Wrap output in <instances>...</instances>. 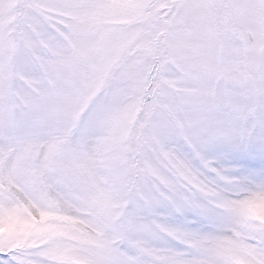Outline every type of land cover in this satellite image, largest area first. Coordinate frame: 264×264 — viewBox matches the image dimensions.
<instances>
[{
    "label": "snow or ice",
    "instance_id": "snow-or-ice-1",
    "mask_svg": "<svg viewBox=\"0 0 264 264\" xmlns=\"http://www.w3.org/2000/svg\"><path fill=\"white\" fill-rule=\"evenodd\" d=\"M0 264H264V0H0Z\"/></svg>",
    "mask_w": 264,
    "mask_h": 264
}]
</instances>
